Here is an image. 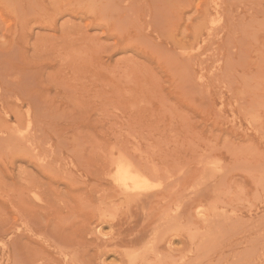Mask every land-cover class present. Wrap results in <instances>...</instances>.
Listing matches in <instances>:
<instances>
[{"label": "rangeland", "instance_id": "374dc122", "mask_svg": "<svg viewBox=\"0 0 264 264\" xmlns=\"http://www.w3.org/2000/svg\"><path fill=\"white\" fill-rule=\"evenodd\" d=\"M0 264H264V0H0Z\"/></svg>", "mask_w": 264, "mask_h": 264}, {"label": "bare ground", "instance_id": "6f19581e", "mask_svg": "<svg viewBox=\"0 0 264 264\" xmlns=\"http://www.w3.org/2000/svg\"><path fill=\"white\" fill-rule=\"evenodd\" d=\"M192 59H194V58H192ZM125 156H119L118 157V155H117L116 156L117 159L113 160L115 162H113L111 164V165H113V167H111L113 170L110 173V175L112 174V176H113V177L111 176L112 179L114 178L113 179V180H115L114 182H116L118 184V186L120 187V189H122L125 192L142 193V192L146 191L151 186L150 178L148 177V175H146L145 172H142V171H144V170H142V168L140 170V167L138 168L132 162V160H131L132 158H127ZM158 178H160V177H158Z\"/></svg>", "mask_w": 264, "mask_h": 264}]
</instances>
